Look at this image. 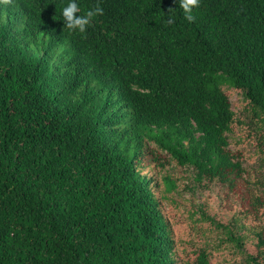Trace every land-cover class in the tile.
Wrapping results in <instances>:
<instances>
[{"label": "trees", "instance_id": "trees-1", "mask_svg": "<svg viewBox=\"0 0 264 264\" xmlns=\"http://www.w3.org/2000/svg\"><path fill=\"white\" fill-rule=\"evenodd\" d=\"M69 2L0 4V264H264L221 88L264 122V0Z\"/></svg>", "mask_w": 264, "mask_h": 264}, {"label": "rangeland", "instance_id": "rangeland-1", "mask_svg": "<svg viewBox=\"0 0 264 264\" xmlns=\"http://www.w3.org/2000/svg\"><path fill=\"white\" fill-rule=\"evenodd\" d=\"M221 88H223L228 95L231 108L238 119V122L233 128V134L229 136L230 148L243 155L242 167L245 170L246 182H248L250 187L255 189L264 200V162L261 159L263 152L258 153L259 147H262L264 144V122L260 123L257 117L252 116L251 113L245 109L246 100L241 91L233 89L228 85H222ZM189 174L190 170L186 168L181 169V175L189 176ZM186 184L187 181L183 183V186ZM187 194L188 192L184 193V195ZM195 194L197 200L196 204L198 205L204 202V197L206 195L211 198L209 201L210 205H215L216 207L220 205V198L212 189H207L206 191L200 189L197 190ZM230 220L231 219L228 218V221ZM230 224H232V221H230ZM233 227L235 226L233 225ZM223 254L226 257L220 253H216L212 259L213 264H244L243 260L237 257V255L236 257H231L234 255V252L230 250L225 251ZM227 256L231 259H227Z\"/></svg>", "mask_w": 264, "mask_h": 264}, {"label": "clouds", "instance_id": "clouds-1", "mask_svg": "<svg viewBox=\"0 0 264 264\" xmlns=\"http://www.w3.org/2000/svg\"><path fill=\"white\" fill-rule=\"evenodd\" d=\"M11 0H0V4L9 5ZM179 7L183 9L185 18L192 22L195 17L192 14L194 8L199 7V0H179ZM170 8L168 11H171ZM80 12V7L75 0H71L68 5L63 9L62 16L64 17V26L69 30H78L80 33H85L86 27L90 24L93 17L103 15V9L97 5L95 8L88 10L84 16L76 15ZM173 19L169 17L168 24L173 23Z\"/></svg>", "mask_w": 264, "mask_h": 264}]
</instances>
